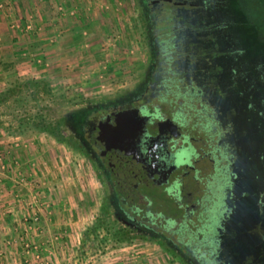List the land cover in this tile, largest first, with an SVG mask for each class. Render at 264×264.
I'll list each match as a JSON object with an SVG mask.
<instances>
[{"label":"rangeland","instance_id":"rangeland-1","mask_svg":"<svg viewBox=\"0 0 264 264\" xmlns=\"http://www.w3.org/2000/svg\"><path fill=\"white\" fill-rule=\"evenodd\" d=\"M152 1L153 27L142 0H0L2 215L20 233L0 264H264V45L244 10L264 0ZM114 103L196 148L168 238L110 202L89 132Z\"/></svg>","mask_w":264,"mask_h":264},{"label":"flooded vegetation","instance_id":"flooded-vegetation-1","mask_svg":"<svg viewBox=\"0 0 264 264\" xmlns=\"http://www.w3.org/2000/svg\"><path fill=\"white\" fill-rule=\"evenodd\" d=\"M142 3L153 27L155 3ZM124 105L107 104L101 109L89 132L93 156L102 167L110 202L121 217L148 234L168 238L159 226L168 230L180 214H188V202L180 200L181 174L191 167L192 177H197L192 160L198 153L180 121L161 120L156 108Z\"/></svg>","mask_w":264,"mask_h":264},{"label":"crops","instance_id":"crops-1","mask_svg":"<svg viewBox=\"0 0 264 264\" xmlns=\"http://www.w3.org/2000/svg\"><path fill=\"white\" fill-rule=\"evenodd\" d=\"M0 175L2 176H7V174L5 172H1L0 171ZM11 179L10 178H0V245L1 242L4 238H15L16 236H19L20 233L18 232L17 228L15 229L13 227V221H16V219L14 218L16 215L14 214H8V215H2L4 211H8L10 212L12 210V203L13 202V198H12V191H14L15 189L12 188L13 187V182L11 183ZM12 184V186H11ZM24 188H21V190H23ZM20 190V191H21ZM16 206V203H14ZM60 206H56L57 208H62L63 203L59 204ZM15 207V208H16ZM13 208V209H15ZM32 211V208H30ZM12 212V211H11ZM64 218V217H63ZM54 224L55 227H61V224H66V222H64L62 219H59L58 217H54ZM17 227V226H15ZM46 227V226H44ZM31 235V233H30ZM37 235V234H36ZM42 235V234H41ZM28 237V234L26 235ZM49 235H46V237ZM45 237V238H46ZM42 238V236L40 237V239ZM59 254H61V252H59Z\"/></svg>","mask_w":264,"mask_h":264},{"label":"trees","instance_id":"trees-1","mask_svg":"<svg viewBox=\"0 0 264 264\" xmlns=\"http://www.w3.org/2000/svg\"><path fill=\"white\" fill-rule=\"evenodd\" d=\"M244 10L246 14L251 18L250 22H253L252 24H254L257 28L256 42L261 43V45H264V13H260L256 9H251L249 7L244 8Z\"/></svg>","mask_w":264,"mask_h":264},{"label":"built area","instance_id":"built-area-1","mask_svg":"<svg viewBox=\"0 0 264 264\" xmlns=\"http://www.w3.org/2000/svg\"><path fill=\"white\" fill-rule=\"evenodd\" d=\"M27 28H30V25H28ZM1 159H2V158L0 157V160H1ZM1 167H3V165H2ZM34 219L37 220V217H34Z\"/></svg>","mask_w":264,"mask_h":264}]
</instances>
